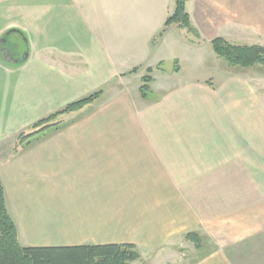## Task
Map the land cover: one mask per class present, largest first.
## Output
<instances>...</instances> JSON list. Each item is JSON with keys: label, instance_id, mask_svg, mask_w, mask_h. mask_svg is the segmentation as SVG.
I'll list each match as a JSON object with an SVG mask.
<instances>
[{"label": "crops", "instance_id": "crops-1", "mask_svg": "<svg viewBox=\"0 0 264 264\" xmlns=\"http://www.w3.org/2000/svg\"><path fill=\"white\" fill-rule=\"evenodd\" d=\"M186 8L200 38L165 28L176 0H0V41L20 31L15 56L29 50L21 65L0 58V181L22 247L132 244L144 264H264V82L225 74L211 45L264 46V0ZM190 59L204 74L180 75ZM150 68L158 98L146 100ZM97 93L16 152L35 123Z\"/></svg>", "mask_w": 264, "mask_h": 264}, {"label": "trees", "instance_id": "trees-1", "mask_svg": "<svg viewBox=\"0 0 264 264\" xmlns=\"http://www.w3.org/2000/svg\"><path fill=\"white\" fill-rule=\"evenodd\" d=\"M188 0H176L174 14L168 18L165 28L178 25L188 30L190 34L200 38L198 31L192 26L190 16L187 12ZM166 29L161 33V37L166 33ZM13 34H21L20 31H10L4 35L0 41V58L4 61L11 60L14 65L25 63L28 58L29 50L17 58L15 56L16 46L12 43ZM215 54L223 59L230 68L247 71L259 70L264 73V47L260 45H235L222 38L211 42ZM160 68V67H159ZM177 68V67H176ZM178 69H175L177 71ZM153 69L147 70V76L142 80L143 85L140 93L146 100L157 99L153 94L151 84L154 82L152 77ZM100 93L74 102L61 111L35 123L28 131V134H21L18 137L16 152L25 146H30L33 142L26 144L27 140H32L40 134L54 129L59 131L62 127L61 122L53 123L60 116L78 112L92 104L99 97ZM187 239L192 241L198 249L202 246V238L195 233L187 235ZM141 255L135 245H85L77 247L61 248H35L22 247L19 243L18 228L11 217L5 195L4 187L0 181V264H143Z\"/></svg>", "mask_w": 264, "mask_h": 264}, {"label": "rangeland", "instance_id": "rangeland-1", "mask_svg": "<svg viewBox=\"0 0 264 264\" xmlns=\"http://www.w3.org/2000/svg\"><path fill=\"white\" fill-rule=\"evenodd\" d=\"M261 39H264V36L263 37H261ZM195 41L194 42H196V39H194ZM11 41H13L14 42V40H13V38H11ZM258 45V44H257ZM260 46H262V45H260ZM264 47V46H263ZM21 56H23V54L21 55ZM210 55L208 54V56H206V58L207 59H209V60H211L210 59ZM216 58V57H215ZM212 60H214V59H212ZM216 64H217V68H219V66H222L223 68H225L226 70H225V74H226V72H229L230 74H233V75H236V74H239V75H249V76H253V75H255L257 78H259V80H261V81H263L264 82V73L262 72V71H259V70H252V69H250V70H247V71H239V70H235V69H232V68H230L229 67V65L223 60V59H221V58H219L218 57V59H216ZM194 65H195V61H194V59H190V60H188V61H185V62H181L180 63V66H181V68H182V70H181V76H187V77H192V76H201L202 74H204V72H201L200 74H198V75H195L194 73H191V71H192V68L194 67ZM176 68V63L175 62H173V61H171V60H169L168 62H166V63H164V69L165 70H167V71H169V73H171L174 69ZM219 70V69H218ZM218 70H217V72H218ZM217 72H213V76L215 77V80H217V78H218V74H217ZM147 75V74H146ZM136 84H137V82H136ZM58 122H61V120H59V118L56 120V121H54L53 123H58ZM28 134L29 133V131H27V132H23V134ZM19 137V136H18ZM39 137H36V138H34V139H32V140H27V142H26V144L27 143H29V142H33L31 145H33V144H35L36 142L35 141H37V139H38ZM18 139V138H17ZM18 141V140H17ZM17 141H16V148H21L22 147V143H21V145L20 146H17ZM26 147V146H25ZM20 150H22V149H20ZM194 255V254H193ZM193 257V259H195V258H197L196 257V254H195V256H192ZM142 261V260H141ZM143 262V261H142ZM142 262H140V263H142ZM144 264V263H143Z\"/></svg>", "mask_w": 264, "mask_h": 264}]
</instances>
